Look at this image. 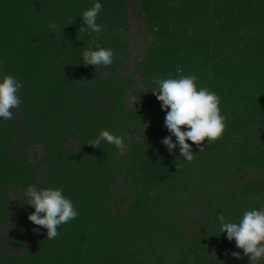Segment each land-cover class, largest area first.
Segmentation results:
<instances>
[{
	"label": "trees",
	"instance_id": "trees-1",
	"mask_svg": "<svg viewBox=\"0 0 264 264\" xmlns=\"http://www.w3.org/2000/svg\"><path fill=\"white\" fill-rule=\"evenodd\" d=\"M95 2L0 0V76L22 84L14 118H0V264H249L218 217L264 207V0H99L106 68L82 64L96 34L79 32L80 16ZM178 68L226 117L192 162L161 143L166 112L150 91ZM101 130L124 138L123 154L87 145ZM29 185L61 189L79 213L55 240L27 219Z\"/></svg>",
	"mask_w": 264,
	"mask_h": 264
},
{
	"label": "clouds",
	"instance_id": "clouds-1",
	"mask_svg": "<svg viewBox=\"0 0 264 264\" xmlns=\"http://www.w3.org/2000/svg\"><path fill=\"white\" fill-rule=\"evenodd\" d=\"M102 10L103 5L97 0L81 14L84 26L78 29L81 33L96 34L90 41L89 48L81 54L82 64L94 68H106L115 58L112 49L100 47L96 39L103 32V26L97 23ZM72 23L74 17H68L66 25ZM48 27L57 29L58 26L55 22H49ZM92 46H95V50ZM177 72L178 78L170 76L167 79L154 80L155 87L150 91L160 102L161 110L166 112L164 126L169 135L163 138L161 143L170 154L178 147L180 157L192 162L195 159L192 145L202 153L207 145L222 139L226 129V117L222 115L220 97L215 92L207 87H198L195 75H182V69L179 68ZM21 88V82L13 75L5 73L0 76V118L3 120L14 118V110L22 103L19 96ZM186 141H191L192 144ZM102 142L115 146L120 154H123L126 147L122 136L107 130H101L87 145L100 148ZM25 196L28 198L27 204L34 209L27 219L46 229V238L49 240L59 237V228L79 215L72 200L64 196L59 188H38L36 185H29ZM218 220L221 233L227 234L229 242L235 241L236 248L243 251V257L248 258L249 264H259L264 260V207L245 211L237 222H228L223 215L219 216ZM40 227L33 228L32 231L38 233ZM230 254L236 259L243 258L237 251Z\"/></svg>",
	"mask_w": 264,
	"mask_h": 264
},
{
	"label": "rangeland",
	"instance_id": "rangeland-1",
	"mask_svg": "<svg viewBox=\"0 0 264 264\" xmlns=\"http://www.w3.org/2000/svg\"><path fill=\"white\" fill-rule=\"evenodd\" d=\"M127 13H128L129 31H130V34H132L134 38V41L132 42L133 44L130 45V47L132 48V52L136 57L137 55H140L141 50H142L143 42L141 39V34L143 31V23L138 15L137 4L130 3L128 6ZM133 61L134 59L129 60L126 63V67L124 69L125 71L127 72L131 71ZM132 101H133L132 98L128 100L129 103H132ZM259 264H264V260L260 261Z\"/></svg>",
	"mask_w": 264,
	"mask_h": 264
}]
</instances>
